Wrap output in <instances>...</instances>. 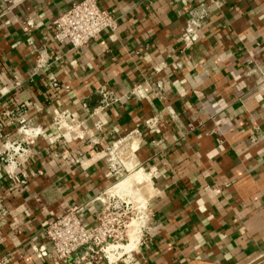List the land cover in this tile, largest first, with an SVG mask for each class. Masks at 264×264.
<instances>
[{
	"label": "crops",
	"instance_id": "0c3cea01",
	"mask_svg": "<svg viewBox=\"0 0 264 264\" xmlns=\"http://www.w3.org/2000/svg\"><path fill=\"white\" fill-rule=\"evenodd\" d=\"M81 1L0 0V113L24 104L41 131L27 154L0 156V264H63L43 228L74 206L94 224L132 178L117 194L142 199L140 237L115 264L264 257V0H99L116 28L73 50L51 24ZM103 88L131 97L101 109ZM0 132V147L20 141L7 119ZM125 137L113 186L104 150Z\"/></svg>",
	"mask_w": 264,
	"mask_h": 264
},
{
	"label": "built area",
	"instance_id": "2783aa9c",
	"mask_svg": "<svg viewBox=\"0 0 264 264\" xmlns=\"http://www.w3.org/2000/svg\"><path fill=\"white\" fill-rule=\"evenodd\" d=\"M51 28L56 36L67 40L73 50H79L87 46L91 41L108 29L116 28V21L111 17V13L100 6L99 0H82L74 4L68 11L55 17ZM29 31V28L25 29ZM50 66L48 63H40L39 68ZM39 69V70H40ZM49 84L55 90L59 89L58 79L54 75L48 76ZM140 87V86H139ZM139 87L136 88L139 91ZM101 109H105L120 101L123 97L130 98L129 95L119 96L113 90L102 89ZM27 109L24 104L18 106H7L0 113V125L6 119L18 125V132L21 135L20 141H6L0 147L1 160L5 161L11 151L14 153H25L27 149L23 146L29 139L38 137L41 133L39 129L31 128L25 117ZM54 124L59 129L72 121L69 110H63L53 118ZM152 125L157 123V119L151 120ZM76 127H71L70 132L75 133ZM4 135L0 132V139ZM64 137L58 133L57 139ZM127 137L113 143L104 150L109 161L110 175L115 179L113 186L120 182L129 171L127 160L130 155L125 151ZM0 164V173H1ZM12 176V173L9 172ZM130 195H118L115 192L105 194V203L96 215L94 224H86L80 216V207L74 206L67 212L60 214L51 220L44 228L43 234L51 245V250L57 259L63 264H68L70 259L81 249L85 248L84 254L79 255L75 264H99L101 260H106L109 264H115L124 257L130 250L126 246L130 242L129 227L134 220H142L143 205L135 207ZM5 210L0 209V215ZM38 257H48V251L44 246L34 248Z\"/></svg>",
	"mask_w": 264,
	"mask_h": 264
},
{
	"label": "rangeland",
	"instance_id": "374dc122",
	"mask_svg": "<svg viewBox=\"0 0 264 264\" xmlns=\"http://www.w3.org/2000/svg\"><path fill=\"white\" fill-rule=\"evenodd\" d=\"M122 179V178H121ZM124 179V178H123ZM122 179V180H123ZM123 184V183H122ZM122 184L118 185L116 188H114V190H112V192H115V193H118L119 192V188L122 186ZM132 184H136L135 182L132 183ZM118 189V190H117ZM135 201H133V200ZM132 202H134V206L137 207V205L139 206V203L136 201V198L134 199V196L132 197ZM141 203V202H140ZM137 204V205H136ZM140 222V225H141V220H134L132 223H131V226L128 228L129 229V246H126V248L129 250V249H133L134 246L136 245L134 240L138 239L139 237V234H140V230H139V227H138V223L137 222ZM133 231L132 233V236H130L131 232Z\"/></svg>",
	"mask_w": 264,
	"mask_h": 264
},
{
	"label": "bare ground",
	"instance_id": "6f19581e",
	"mask_svg": "<svg viewBox=\"0 0 264 264\" xmlns=\"http://www.w3.org/2000/svg\"><path fill=\"white\" fill-rule=\"evenodd\" d=\"M128 176V175H127ZM125 179V178H124ZM123 179V180H124ZM123 180H121V181H123ZM137 180V178H132V179H126L124 182H123V184H124V186H126V184H128L129 182H131V181H136ZM120 181V182H121ZM120 182H118V184L120 183ZM119 195V194H118ZM130 195V194H129ZM131 196V195H130ZM133 200V199H132ZM133 201H135V200H133ZM137 202H142V199H139V200H136ZM145 201V200H144ZM134 203V202H133ZM146 203V202H145ZM135 205V204H134ZM137 205V204H136ZM138 206V205H137ZM143 207H145L144 205H143ZM145 216V215H144ZM138 223V227H139V230H140V222L138 221L137 222ZM130 226H131V224H130ZM130 236H132V234H130ZM139 237H140V234H139ZM139 237H138V239H136V240H134V242H135V244L137 243V241L139 240ZM139 243V242H138ZM130 244H128L127 246H129Z\"/></svg>",
	"mask_w": 264,
	"mask_h": 264
},
{
	"label": "water",
	"instance_id": "95a60500",
	"mask_svg": "<svg viewBox=\"0 0 264 264\" xmlns=\"http://www.w3.org/2000/svg\"><path fill=\"white\" fill-rule=\"evenodd\" d=\"M262 260H264V257H262V258H260V259H258V260H256V261H254V262H252V263H250V264H257V263H259V262L262 261Z\"/></svg>",
	"mask_w": 264,
	"mask_h": 264
}]
</instances>
